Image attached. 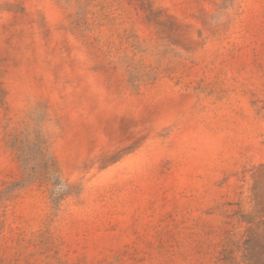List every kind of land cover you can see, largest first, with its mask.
Returning <instances> with one entry per match:
<instances>
[{
    "label": "rangeland",
    "instance_id": "1",
    "mask_svg": "<svg viewBox=\"0 0 264 264\" xmlns=\"http://www.w3.org/2000/svg\"><path fill=\"white\" fill-rule=\"evenodd\" d=\"M0 264H264V0H0Z\"/></svg>",
    "mask_w": 264,
    "mask_h": 264
}]
</instances>
